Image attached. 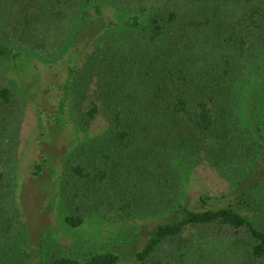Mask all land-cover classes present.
Returning <instances> with one entry per match:
<instances>
[{
    "label": "trees",
    "instance_id": "trees-1",
    "mask_svg": "<svg viewBox=\"0 0 264 264\" xmlns=\"http://www.w3.org/2000/svg\"><path fill=\"white\" fill-rule=\"evenodd\" d=\"M106 1H1L10 22L0 36V60L22 79L18 65L29 60L12 46L11 33L39 49L73 14L74 27L92 30L90 49L80 58L72 52L66 60L55 116L63 127L70 110L82 129H102L65 161V224L81 227L89 212L110 210L126 218L158 214L162 207L164 219L136 250V264H209L202 253L206 244H197L193 230L198 238L243 246L244 264H264V222L249 213L264 188V0H136L135 6L123 0L117 7L135 13L120 21L107 15ZM16 96L0 81V107L12 105ZM234 151L238 155L226 159ZM192 157L216 166L243 157L249 169L229 192L191 198L182 164ZM34 168L40 174L45 162ZM3 178L0 168V183ZM8 228L0 223L7 238L0 242V264H122L110 247L78 256L41 239L29 251L19 241L22 235L10 241Z\"/></svg>",
    "mask_w": 264,
    "mask_h": 264
},
{
    "label": "rangeland",
    "instance_id": "rangeland-1",
    "mask_svg": "<svg viewBox=\"0 0 264 264\" xmlns=\"http://www.w3.org/2000/svg\"><path fill=\"white\" fill-rule=\"evenodd\" d=\"M1 1L0 36L3 37V30L8 31L10 20L4 17L5 6ZM110 1L105 2V11L115 21L126 19L128 12L135 13V9L129 6L117 7L124 3L123 0L112 1L113 5ZM131 3L135 6L136 0H131ZM150 3H154V0H148ZM21 4H25V1ZM8 17L15 18L10 13ZM74 20L75 14L63 20L53 29L47 46L39 49L30 48V45L9 31L12 46L29 60V64L23 66L24 62L18 65L24 72L22 79L8 63L0 60V81L11 86L17 94L12 105L0 107V168L4 172L0 183V223L11 227L8 228L10 241L16 235H22L19 241L29 251L35 250L41 244V239L58 242L64 253L78 256H87L102 247H110L120 254L122 264H136V250L146 242L152 228L164 219L160 216L164 210L162 207L158 214L142 213L126 218H120L114 212L108 213L110 210L103 214L89 212L86 222L78 228L69 227L64 222L65 204L69 201L68 194L63 190L69 180L67 173H64L67 156L79 152L82 146H88L89 141L102 131L101 128L92 127L82 129L69 116L70 110H67L63 127L55 118L59 88L66 78V66L69 63L66 60L72 52L80 58L92 43L89 36L92 30H84L79 25L78 28L74 27L77 24ZM93 24L90 22L91 26ZM233 155L236 157L238 153H228L226 159H233ZM43 162L44 170L35 175V164ZM247 166L249 164L243 163V157L218 166L205 157H192L182 164L183 183L191 198L197 199L203 194L216 197L238 184L237 180L243 177L240 174L248 171ZM53 169L57 171L56 175H52ZM170 192L173 199L175 190ZM259 192L256 198L260 202L249 213L264 222V188ZM144 195L138 197L155 208ZM135 196L137 193L133 192L131 197ZM153 197V202L158 204L160 199L157 193ZM196 232L193 230L197 244L200 241L206 244L202 253L209 256V264H244L247 260L242 252L243 246L235 247L228 239L217 237L198 238ZM6 239L0 234V242ZM166 250L164 247V252ZM58 251L61 250L56 249L54 252ZM16 259L18 261L17 256L13 258L15 262Z\"/></svg>",
    "mask_w": 264,
    "mask_h": 264
}]
</instances>
